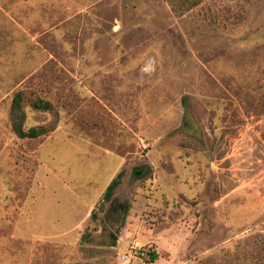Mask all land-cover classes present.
Segmentation results:
<instances>
[{
  "label": "rangeland",
  "instance_id": "374dc122",
  "mask_svg": "<svg viewBox=\"0 0 264 264\" xmlns=\"http://www.w3.org/2000/svg\"><path fill=\"white\" fill-rule=\"evenodd\" d=\"M191 1L0 0V264H264V0Z\"/></svg>",
  "mask_w": 264,
  "mask_h": 264
},
{
  "label": "trees",
  "instance_id": "16d2710c",
  "mask_svg": "<svg viewBox=\"0 0 264 264\" xmlns=\"http://www.w3.org/2000/svg\"><path fill=\"white\" fill-rule=\"evenodd\" d=\"M173 3V0H170ZM188 2V1H187ZM190 2V1H189ZM198 0L191 1V7L196 6L198 4ZM174 4V3H173ZM34 94L29 95L27 90L19 89L13 96L11 108H10V121L13 132L17 137L21 139H38L42 136H45L57 128V121L42 124L39 126H33L30 128L26 127V121L28 117L27 107L31 106L33 109L38 111H55V106L49 100H45L39 98L38 96H32ZM148 167L137 168L135 169L136 175H142L147 171ZM126 171L122 169L113 180L108 185L104 195L103 200L107 202H111L114 200V196L118 190V188L123 183ZM93 218H96L95 213L92 214ZM147 255L151 262H154L158 259L159 255L154 248L147 250ZM81 264V263H75Z\"/></svg>",
  "mask_w": 264,
  "mask_h": 264
},
{
  "label": "water",
  "instance_id": "95a60500",
  "mask_svg": "<svg viewBox=\"0 0 264 264\" xmlns=\"http://www.w3.org/2000/svg\"><path fill=\"white\" fill-rule=\"evenodd\" d=\"M112 237L114 238V245L117 244L118 237L116 234H112Z\"/></svg>",
  "mask_w": 264,
  "mask_h": 264
}]
</instances>
